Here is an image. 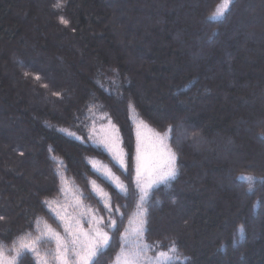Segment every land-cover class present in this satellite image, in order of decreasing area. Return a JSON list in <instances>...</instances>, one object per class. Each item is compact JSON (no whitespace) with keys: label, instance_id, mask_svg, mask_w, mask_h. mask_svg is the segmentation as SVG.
Here are the masks:
<instances>
[{"label":"trees","instance_id":"trees-1","mask_svg":"<svg viewBox=\"0 0 264 264\" xmlns=\"http://www.w3.org/2000/svg\"><path fill=\"white\" fill-rule=\"evenodd\" d=\"M220 1L0 0V264L50 262L69 195L111 238L98 264L116 261L140 202L138 247L167 252L159 264H264V33L240 19L257 0L213 18ZM100 110L126 167L92 140ZM137 122L175 155L174 179L143 200Z\"/></svg>","mask_w":264,"mask_h":264},{"label":"rangeland","instance_id":"rangeland-1","mask_svg":"<svg viewBox=\"0 0 264 264\" xmlns=\"http://www.w3.org/2000/svg\"><path fill=\"white\" fill-rule=\"evenodd\" d=\"M224 2L225 0L220 1L212 14L213 18H220L223 16L225 12L221 15L218 13V10L221 9ZM230 2L231 0H229V4ZM244 13L246 14V17L244 15V18L242 14L240 19L242 24L244 22L245 25H243L246 31L252 33L254 30V32L263 34L264 0H257L256 4L253 3L250 8L246 7ZM93 116L94 120L90 129L92 140L96 144L102 146L121 167H126V153L122 145L117 125L113 122L108 113L103 110L94 113ZM135 134V179L141 191V200H143L144 198H147L149 190L157 185L153 184L150 187L148 186L149 175L166 167L168 165L169 155H174V152L165 136L160 135L142 122L136 123ZM91 163L94 169L101 175L115 183L120 189L124 188L121 178L115 173L108 162L97 156H92ZM173 163L175 167V155ZM137 168L140 169L139 175L137 174ZM93 188L95 192L103 196L105 199L104 191L98 183L93 182ZM145 192H147V195H145ZM58 209V214L62 222V231H51L55 241L54 255L50 262L45 258L42 259V264H60L57 256L58 252L61 251L64 246L68 247L70 256L74 251H78V245L76 248H73L72 245V241L77 235H80L81 238L91 239L98 231L106 232L101 227L98 216L92 211V209L87 207L81 199L69 195L63 200L62 204L58 205ZM142 213L143 205L140 202L131 221L124 231L122 236V247L113 264H150V262L156 264V257L158 255L144 256L141 254L139 258L135 256L139 245L137 231L141 229L143 225ZM58 241L60 245L59 249L57 245Z\"/></svg>","mask_w":264,"mask_h":264},{"label":"snow or ice","instance_id":"snow-or-ice-1","mask_svg":"<svg viewBox=\"0 0 264 264\" xmlns=\"http://www.w3.org/2000/svg\"><path fill=\"white\" fill-rule=\"evenodd\" d=\"M229 0H225L224 4L221 6V9L218 10L219 14H223L228 9ZM67 23L66 21H62ZM139 159V157H138ZM174 155H169L168 157V165L158 172L151 173L149 175V184L150 187L153 184L164 183L170 179H174L176 176V170L174 167ZM137 174H140V169L137 168ZM248 181H253L255 178L252 176L243 177ZM251 190V185L249 186ZM147 195V192H145ZM143 199V198H142ZM119 211V208L115 210ZM114 230L118 231L117 221L112 219L109 221V225ZM144 232V229L141 228L137 231V235H141ZM110 237L107 232H97L95 236L91 239L81 238L80 235H77L73 241V248H76L78 245L79 250L74 251V253L70 256L69 249L67 246H64L61 251L58 252L57 259L60 261V264H98L97 257L102 253V250L109 245ZM58 249L60 248L59 241L57 242ZM147 246H140L135 253V256L139 258L141 254H143L146 250ZM172 251L175 252L176 248L173 246ZM167 261L170 259L168 253L165 251H159L158 256L156 257V264H159L160 260ZM152 264V262H150Z\"/></svg>","mask_w":264,"mask_h":264}]
</instances>
